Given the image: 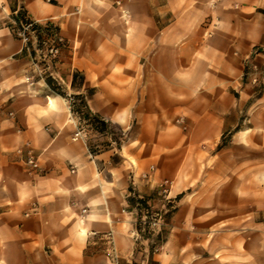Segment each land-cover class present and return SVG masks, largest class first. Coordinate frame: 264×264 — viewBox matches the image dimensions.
Wrapping results in <instances>:
<instances>
[{"label": "crops", "instance_id": "1", "mask_svg": "<svg viewBox=\"0 0 264 264\" xmlns=\"http://www.w3.org/2000/svg\"><path fill=\"white\" fill-rule=\"evenodd\" d=\"M223 1L219 7L210 0H0V264H106L109 237L120 264L135 260L129 195L147 197L163 178L185 185L195 164L185 148L216 138L233 112L229 43L216 41L233 32L213 29L217 10L227 8ZM236 1L243 20L264 9V0ZM115 2L128 9L127 22ZM18 8L33 21L54 22L65 38L67 48L50 64L64 95L45 80H25L30 54L6 25ZM204 18L208 27L200 26ZM69 94L83 96L91 113L119 127L121 144L108 138L93 154L85 140L73 139L79 118ZM26 143L37 170L16 153ZM149 166L150 178L142 180ZM248 233L241 236L243 256ZM196 238L177 241L185 250ZM257 243H264L260 234ZM258 249L264 264V246Z\"/></svg>", "mask_w": 264, "mask_h": 264}, {"label": "rangeland", "instance_id": "2", "mask_svg": "<svg viewBox=\"0 0 264 264\" xmlns=\"http://www.w3.org/2000/svg\"><path fill=\"white\" fill-rule=\"evenodd\" d=\"M225 1L227 8L221 6L217 10L213 29L233 32L229 36L218 35L216 39L218 44L229 43L230 72L234 78L228 84L227 92L232 100L233 112L225 116V127L216 138L185 148L186 156L195 162L190 168L194 176L187 177L185 185L175 187L174 180L163 178L147 197L129 195L130 210L135 218L133 238L136 246V258L129 264H258V247L260 245L261 249L264 246V243H257L259 234L264 238V225L258 227V221H264V9L250 13L243 20L235 11L240 8L238 1ZM44 2L51 3L52 0ZM223 2L210 0V5L218 4L220 7ZM112 6L119 7L125 19L129 18L126 6L117 2ZM16 10L29 19L23 8ZM39 23H51L58 28L50 20ZM208 23L211 22L204 18L200 26L208 27ZM211 33L202 35V43L211 38ZM67 45L66 42L61 54ZM50 71L54 72L52 68L44 71V80L51 79L52 83H47L50 89L64 95L61 84L48 75ZM220 102L229 105L230 98H222ZM76 116L79 118L77 128L85 135L84 140L91 153L105 147L108 138L116 146L121 144L124 135L116 125L109 123L101 132L92 127L82 112ZM178 120L187 131L186 123ZM152 171L149 166L145 171L148 177L143 178L141 172L140 178L148 181ZM163 180L171 182L165 193L159 187ZM175 188L181 189V193H174ZM227 202L230 203L228 207ZM182 204L189 205L183 206L177 214ZM177 220L185 221L187 226L184 229L174 228L172 223ZM247 223L250 224L249 230L245 227ZM247 231L251 237L250 249L243 256L241 236ZM183 234L198 237L195 242L187 243L185 250H182L183 244L177 241V236ZM208 235V242L201 240ZM253 236H256L255 242ZM113 243L116 248L114 240ZM110 244L108 239L106 264H120L118 252L114 254ZM194 252H202L205 257H195Z\"/></svg>", "mask_w": 264, "mask_h": 264}, {"label": "built area", "instance_id": "3", "mask_svg": "<svg viewBox=\"0 0 264 264\" xmlns=\"http://www.w3.org/2000/svg\"><path fill=\"white\" fill-rule=\"evenodd\" d=\"M6 25L11 34L22 42L24 50L30 54L32 70L25 76V80L29 83L34 82L35 79L44 80L46 76L44 71L51 68V62H55L66 46L65 39L59 33L58 28L51 23L40 24L37 21L29 20L25 14L18 10L13 12ZM53 73L50 71L48 75L54 77ZM67 98L72 110L75 98L72 94H69ZM73 139L84 141L85 135L80 128H76ZM16 153L31 170L39 168L37 158L33 155L27 143L19 147ZM150 169H153V167L150 166ZM71 171H74L73 167H71ZM141 175L143 178L148 177L147 172H143ZM170 183L168 180L161 181L159 183L160 190L163 193L167 192ZM82 211L84 212L85 209ZM109 240L115 254L116 249L113 240L111 237H109Z\"/></svg>", "mask_w": 264, "mask_h": 264}, {"label": "trees", "instance_id": "4", "mask_svg": "<svg viewBox=\"0 0 264 264\" xmlns=\"http://www.w3.org/2000/svg\"><path fill=\"white\" fill-rule=\"evenodd\" d=\"M46 81L49 85L52 83L51 79L49 78ZM72 84H74V78ZM74 98L76 99V102H74V104L72 105V111L78 116L79 113L82 112L88 117V120H90V124L92 125V127H94L98 131H104L109 122L105 121L101 116L91 113L83 96L76 94L74 95Z\"/></svg>", "mask_w": 264, "mask_h": 264}]
</instances>
